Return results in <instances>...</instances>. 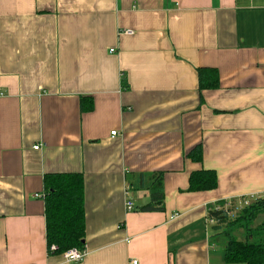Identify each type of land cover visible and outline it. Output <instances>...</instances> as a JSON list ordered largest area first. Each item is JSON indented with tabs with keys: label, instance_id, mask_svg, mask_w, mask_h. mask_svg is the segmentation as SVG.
Segmentation results:
<instances>
[{
	"label": "crops",
	"instance_id": "crops-1",
	"mask_svg": "<svg viewBox=\"0 0 264 264\" xmlns=\"http://www.w3.org/2000/svg\"><path fill=\"white\" fill-rule=\"evenodd\" d=\"M199 170L215 190L187 192ZM156 173L163 211L141 212L127 178ZM47 174L83 177L79 264H224L208 207L264 198V0H0V264H66Z\"/></svg>",
	"mask_w": 264,
	"mask_h": 264
},
{
	"label": "trees",
	"instance_id": "trees-1",
	"mask_svg": "<svg viewBox=\"0 0 264 264\" xmlns=\"http://www.w3.org/2000/svg\"><path fill=\"white\" fill-rule=\"evenodd\" d=\"M199 92L219 87L218 73L210 68H198ZM125 87V86H124ZM126 88V87H125ZM82 112L92 110V100L81 98ZM192 162L201 161V149L195 147L187 156ZM135 190H147L149 203L141 212L163 211L162 174H139L127 178ZM132 181V182H131ZM216 173L199 170L190 174L187 192H205L217 188ZM84 182L81 174H47L43 177V204L47 247L55 245L60 255L69 249H82L85 245V215L83 201ZM237 204L216 202L207 209V218L213 241L222 242L221 261L224 264H264V198H256L240 210ZM238 235L242 240L238 239Z\"/></svg>",
	"mask_w": 264,
	"mask_h": 264
},
{
	"label": "built area",
	"instance_id": "built-area-1",
	"mask_svg": "<svg viewBox=\"0 0 264 264\" xmlns=\"http://www.w3.org/2000/svg\"><path fill=\"white\" fill-rule=\"evenodd\" d=\"M256 3H259L261 0H253ZM112 52V50L110 51ZM116 132H111V137L115 136ZM39 146H35L34 150H38ZM36 197H40L43 198V195L40 196H36ZM250 203V200H245L243 199L239 205L237 204L236 206V210H240L243 207L247 206ZM125 207L127 211H131L134 209V205L131 201V199L129 198V188L127 187V191H126V203H125ZM207 223L211 226L213 224H215L214 220H210L207 218ZM57 247L55 245H51L49 247H47V255L51 256L54 255V253L57 252ZM88 255V251L83 247L82 249H69L67 251L62 252L60 255H58L63 263L66 264H79L81 262H83V260L86 258V256ZM130 264H137V261H131Z\"/></svg>",
	"mask_w": 264,
	"mask_h": 264
},
{
	"label": "rangeland",
	"instance_id": "rangeland-1",
	"mask_svg": "<svg viewBox=\"0 0 264 264\" xmlns=\"http://www.w3.org/2000/svg\"><path fill=\"white\" fill-rule=\"evenodd\" d=\"M261 219H259V221L258 222H260L261 220H263V215L260 217ZM210 232H211V230H210ZM212 233V232H211ZM210 235H212V234H210ZM238 237V239H240V240H242V237L240 236V235H238L237 236ZM222 243V242H221Z\"/></svg>",
	"mask_w": 264,
	"mask_h": 264
}]
</instances>
